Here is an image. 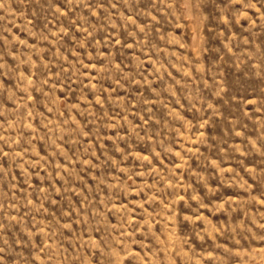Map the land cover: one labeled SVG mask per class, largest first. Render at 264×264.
Masks as SVG:
<instances>
[{
	"label": "rangeland",
	"instance_id": "obj_1",
	"mask_svg": "<svg viewBox=\"0 0 264 264\" xmlns=\"http://www.w3.org/2000/svg\"><path fill=\"white\" fill-rule=\"evenodd\" d=\"M0 264H264V0H0Z\"/></svg>",
	"mask_w": 264,
	"mask_h": 264
}]
</instances>
